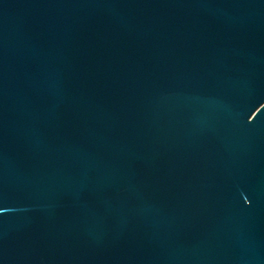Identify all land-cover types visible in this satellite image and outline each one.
Masks as SVG:
<instances>
[{
  "label": "water",
  "instance_id": "obj_1",
  "mask_svg": "<svg viewBox=\"0 0 264 264\" xmlns=\"http://www.w3.org/2000/svg\"><path fill=\"white\" fill-rule=\"evenodd\" d=\"M0 264H264V0H0Z\"/></svg>",
  "mask_w": 264,
  "mask_h": 264
}]
</instances>
